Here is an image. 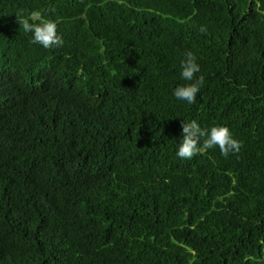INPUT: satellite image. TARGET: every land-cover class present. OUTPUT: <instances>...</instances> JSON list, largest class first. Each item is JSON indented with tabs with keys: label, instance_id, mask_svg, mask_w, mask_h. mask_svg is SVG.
<instances>
[{
	"label": "trees",
	"instance_id": "trees-1",
	"mask_svg": "<svg viewBox=\"0 0 264 264\" xmlns=\"http://www.w3.org/2000/svg\"><path fill=\"white\" fill-rule=\"evenodd\" d=\"M191 120L240 152L179 158ZM0 264H264V0H0Z\"/></svg>",
	"mask_w": 264,
	"mask_h": 264
},
{
	"label": "clouds",
	"instance_id": "clouds-1",
	"mask_svg": "<svg viewBox=\"0 0 264 264\" xmlns=\"http://www.w3.org/2000/svg\"><path fill=\"white\" fill-rule=\"evenodd\" d=\"M25 33H31V42L39 44L45 49H52L63 45V39L57 34L56 23L45 19L40 11H33L27 18L18 21ZM202 32L206 29L201 26ZM182 79L189 83L178 86L174 89L173 95L178 100L186 101L188 104L196 102L203 83V75L197 76L200 72L196 57L191 51L184 53L180 63ZM182 139L178 144L176 155L185 160L214 147H218L220 154L227 158L230 154H238L242 143L233 137V134L226 126H213L210 129L202 128L196 120L181 122Z\"/></svg>",
	"mask_w": 264,
	"mask_h": 264
}]
</instances>
